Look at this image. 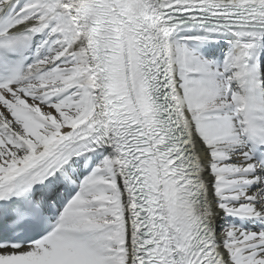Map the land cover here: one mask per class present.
<instances>
[{"label":"snow or ice","instance_id":"snow-or-ice-1","mask_svg":"<svg viewBox=\"0 0 264 264\" xmlns=\"http://www.w3.org/2000/svg\"><path fill=\"white\" fill-rule=\"evenodd\" d=\"M0 264H264V0H0Z\"/></svg>","mask_w":264,"mask_h":264}]
</instances>
